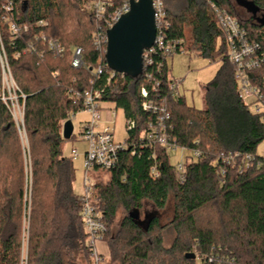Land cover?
<instances>
[{
  "label": "trees",
  "instance_id": "trees-1",
  "mask_svg": "<svg viewBox=\"0 0 264 264\" xmlns=\"http://www.w3.org/2000/svg\"><path fill=\"white\" fill-rule=\"evenodd\" d=\"M114 1L119 6L126 0ZM207 1L189 0L179 14L168 9L170 36L184 39L191 54L221 62L204 87L205 107H190L184 96L169 92L170 68L165 66L158 75L171 112V136L179 146L201 155L187 163L185 184L178 182L169 154L160 148L143 147L134 156L128 151L120 156L117 167L107 172L109 180L98 181L95 190L105 215L103 241L109 251L105 264H198L186 258L193 246L202 255L200 264H264V158L257 155L264 142V115L251 113L239 98L224 34ZM213 1L237 17L264 49V25L241 18L233 0ZM83 2L0 0L2 47L25 97L20 100L21 128L0 99V264H92L74 190L75 167L73 159L63 154L62 136V122L83 108V98L72 99L70 92L83 95L86 90L103 89L106 82V75L94 80L92 72L74 69L69 62L71 48L81 47L85 55L93 48L96 23L91 13L82 10ZM250 2L264 11V0ZM40 21L46 25L40 27ZM11 23L28 31L14 40ZM42 37L66 47L65 56L49 51ZM255 75L263 78L264 65ZM144 86L151 93V85L141 77L126 76L122 85L113 82L103 94V101L136 120V129L128 135L130 144H137L148 118L141 110ZM236 154L234 162H224V157ZM244 155L256 156V163L240 174ZM153 165L159 166L158 178L151 176ZM170 197L174 200L170 222L163 225L160 215L154 214L146 225L141 223L145 201L162 212ZM120 208L126 215L113 228ZM167 230L174 233L169 246ZM216 254L217 261L204 260Z\"/></svg>",
  "mask_w": 264,
  "mask_h": 264
},
{
  "label": "built area",
  "instance_id": "built-area-1",
  "mask_svg": "<svg viewBox=\"0 0 264 264\" xmlns=\"http://www.w3.org/2000/svg\"><path fill=\"white\" fill-rule=\"evenodd\" d=\"M130 0H126L121 5L116 6L114 0H84L82 10L91 13L96 23V30L92 34L93 48L90 54L85 55L81 47L71 48L69 58L70 65L74 69H87L92 72L94 80H98L106 75V82L103 89L86 90L83 95L80 92H70L72 99L83 98V108L78 113H71L69 118L62 122V127L66 121L71 120L76 114L83 113L89 115V120L80 133L79 141L85 143L86 150L83 154L77 148L71 150V158L77 159L83 155L84 166V187L83 193L77 196L78 204L81 208V215L86 232V245L90 251L92 264H105V256L99 248L104 241L106 233V223L104 213L100 208L101 199L96 194V185L99 181V173L109 172L117 167L120 156L128 151L134 156L140 148H160L167 154L181 150L183 152L182 161L178 162L173 169L180 184L187 181V163L192 157L199 158V151H190L179 146L171 136V112L167 107L165 98L161 94V80L158 79L165 66H168V59L177 54H186L187 48L184 39L170 36L172 23L168 18V8L163 0H152L154 10V20L156 26V36L152 47L145 49L142 54V73L137 78H142L151 85V93L144 86L140 89L141 110L148 114L145 122V129L138 137L137 144H130L127 139L117 140L114 108H105L103 104V94L111 87L112 83L122 85L126 76L111 70L106 61V51L108 43V31L119 21V19L130 11ZM137 1V0H136ZM216 21L218 29L224 34L227 46L226 58L235 70V78L238 83V95L246 108L253 114L264 115V76L257 78L256 72L264 65V49L262 44L253 38L248 29L241 21L222 10L213 0L207 1ZM12 3H9L7 10H11ZM40 27L46 25L44 21L38 22ZM10 31L13 39H17L21 31H28V27H19L11 23ZM48 50L54 54L64 57L67 50L55 40H47ZM32 49V47H30ZM17 57L20 56L18 53ZM43 52L40 53V57ZM0 67L2 73V87L0 99L5 103L18 127L23 125L24 105L20 103L25 97L20 94L9 67L2 42L0 38ZM171 75V74H170ZM94 80H91L93 84ZM169 92L175 96H181L178 92V83L172 80L169 82ZM109 115L105 118L104 113ZM125 131L127 135L136 129L137 122L133 118H125ZM190 154L187 156L185 152ZM236 155L224 157V162L229 164L234 162ZM256 163V156L244 155L241 157V166L238 172L241 174L250 169ZM153 178H158L160 170L158 165H153L150 170ZM218 254L205 257L204 260L212 263L218 260Z\"/></svg>",
  "mask_w": 264,
  "mask_h": 264
},
{
  "label": "rangeland",
  "instance_id": "rangeland-1",
  "mask_svg": "<svg viewBox=\"0 0 264 264\" xmlns=\"http://www.w3.org/2000/svg\"><path fill=\"white\" fill-rule=\"evenodd\" d=\"M189 0H163L167 8L170 10L172 14H179L185 11ZM235 5L238 3L242 5L246 10L251 12L252 14L255 13V10L251 7L248 0H233ZM239 7V6H238ZM238 13L241 14L242 18H249L248 14H246L242 9L236 8ZM189 32V31H188ZM221 40L217 38V45L219 46ZM168 66L171 71V78L174 82L178 83V92L181 96H184L186 99V103L190 107H194L198 110H201L205 107L204 104V95L205 90L204 87L208 84L217 73L218 69L221 66L220 61L212 62L210 59L203 58L200 56H195L187 51L186 54H177L173 58L168 59ZM103 107L114 108V104L111 102H105ZM116 113V117H113L115 121V134L117 140H124L128 137L125 131V117L123 115L122 110H113ZM109 114L106 113L103 116L107 118ZM72 123L74 126L73 135L69 140H65L63 144V154L65 157H71V150L73 148H77L81 154H83L86 150L85 143L79 141V136L81 131L85 126V122L89 120L88 114L79 113L76 114L75 117H72ZM24 143L26 145L25 134L23 132ZM188 151L185 152V155H189ZM257 155L264 158V142H262L257 148ZM170 157V164L175 166L178 162L182 161L183 159V152L178 150L176 152H171L169 154ZM74 167H75V182H74V190L77 196H80L83 193L84 187V166H83V155L78 157L77 159L73 160ZM110 175L106 172L99 173V181H107L109 180ZM174 200L170 197L169 203L167 205L166 210L162 212H158L154 206L145 201L143 203V209L141 211L140 221L143 225H146L148 217L154 214H159L161 217V224L165 225L166 223L170 222L173 218L174 214ZM204 214V219L207 220L208 214ZM126 215L125 211L120 208L113 225V228H117L119 224L122 222L124 216ZM165 237V244L169 246L174 237V233L172 230H167L164 233ZM103 248H105L106 243L103 242ZM26 242L24 244V258L26 254ZM108 249V248H107ZM103 250V251H102ZM100 250L105 256H109V251L105 253L104 249ZM191 253L196 255V261L200 264V259H202V255L196 249L195 246L192 247ZM80 264H85L81 262Z\"/></svg>",
  "mask_w": 264,
  "mask_h": 264
},
{
  "label": "water",
  "instance_id": "water-1",
  "mask_svg": "<svg viewBox=\"0 0 264 264\" xmlns=\"http://www.w3.org/2000/svg\"><path fill=\"white\" fill-rule=\"evenodd\" d=\"M130 11L108 31L106 61L111 70L137 78L142 73V54L153 46L156 36L152 0H130ZM251 7L255 9L251 2ZM74 126L71 120L63 126V139L72 137ZM196 259L194 253L186 255Z\"/></svg>",
  "mask_w": 264,
  "mask_h": 264
},
{
  "label": "flooded vegetation",
  "instance_id": "flooded-vegetation-1",
  "mask_svg": "<svg viewBox=\"0 0 264 264\" xmlns=\"http://www.w3.org/2000/svg\"><path fill=\"white\" fill-rule=\"evenodd\" d=\"M248 2H250V0H248ZM236 8L242 9L246 14H248V16H250L249 18H244V19H252L253 21L260 22L262 25H264V11H259V10L254 9L255 10V13L252 14L251 12H249L248 10H246L239 3L236 5ZM237 12H238V10H237ZM238 14L241 16L240 13H238ZM241 18H242V16H241Z\"/></svg>",
  "mask_w": 264,
  "mask_h": 264
},
{
  "label": "crops",
  "instance_id": "crops-1",
  "mask_svg": "<svg viewBox=\"0 0 264 264\" xmlns=\"http://www.w3.org/2000/svg\"><path fill=\"white\" fill-rule=\"evenodd\" d=\"M108 108V107H107ZM107 113V112H106ZM106 113H104V114H106ZM124 115V114H123ZM125 117V116H124ZM64 126V125H63ZM62 130H63V127H62ZM74 131V130H73ZM73 135V134H72ZM99 248H100V250H102V249H104L105 251V253H107L108 252V249H107V246L105 245V248H103V244H100L99 245ZM103 251V250H102Z\"/></svg>",
  "mask_w": 264,
  "mask_h": 264
}]
</instances>
